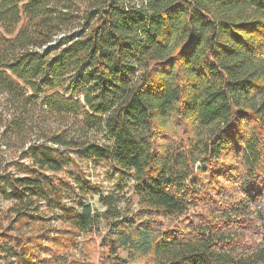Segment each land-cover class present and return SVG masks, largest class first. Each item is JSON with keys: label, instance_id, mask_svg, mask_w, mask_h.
Listing matches in <instances>:
<instances>
[{"label": "trees", "instance_id": "obj_1", "mask_svg": "<svg viewBox=\"0 0 264 264\" xmlns=\"http://www.w3.org/2000/svg\"><path fill=\"white\" fill-rule=\"evenodd\" d=\"M0 128V264H264V0H0Z\"/></svg>", "mask_w": 264, "mask_h": 264}, {"label": "rangeland", "instance_id": "obj_2", "mask_svg": "<svg viewBox=\"0 0 264 264\" xmlns=\"http://www.w3.org/2000/svg\"><path fill=\"white\" fill-rule=\"evenodd\" d=\"M2 129L0 128V133ZM31 138H34L33 136ZM95 139L102 140V133H100ZM3 150V158L6 162H9L11 158H15V152L12 150H5L4 147H2ZM16 160V159H15ZM83 165V164H82ZM91 166L89 165V168ZM12 169V167H10ZM87 176L84 179L85 181L88 182L90 186H98L101 189V192L103 194H107L111 191H114L116 194L121 196L124 200V202L120 203L119 207L122 209L125 207L126 200H133L135 201V198L133 196V189L132 185L133 182L131 180H127L124 182H119L117 181V177H112L111 175L107 174V169L103 168H95V169H89L86 171ZM9 204V201L6 200L3 197H0V209L7 207ZM84 205L90 206L92 211H98V212H103L104 208L101 206V204L98 201V196L97 195H91L87 197L85 200H83ZM137 204L134 203L132 206V209H136ZM101 234H104V231H102ZM78 246L77 248L70 249L69 251L66 252V254L61 257L60 262H67V261H82L83 258V246H82V238L78 239ZM96 245H99V239L97 237L96 240ZM92 250H94V246L91 247ZM96 251H98V248H95ZM120 257L123 260H127V250H122L120 251ZM93 264H98V257H93L92 259Z\"/></svg>", "mask_w": 264, "mask_h": 264}]
</instances>
